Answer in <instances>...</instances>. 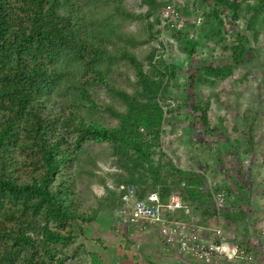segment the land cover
Here are the masks:
<instances>
[{
    "label": "trees",
    "instance_id": "1",
    "mask_svg": "<svg viewBox=\"0 0 264 264\" xmlns=\"http://www.w3.org/2000/svg\"><path fill=\"white\" fill-rule=\"evenodd\" d=\"M178 1L188 14L189 0ZM191 1L192 9L204 18L201 23L194 18L176 25L177 13L162 16L171 21L168 26L175 30L179 49L188 54L195 50L188 46L187 34L207 39L205 26L213 17L219 28L209 39L219 55L232 54L234 64L245 62L250 44L264 35V0ZM208 2L212 9L201 12ZM138 3L145 6L144 12H131L124 0H0V264H76L80 246H70V225L89 223L99 211L124 206V190L104 186L102 200L86 212L82 194L93 176L86 165L93 166L98 155L87 146L105 145L116 169L113 183L130 185L134 199L145 200L155 193L163 205L170 191L180 187L182 202L198 213L201 224L215 216L211 193L223 190L225 201L234 197L230 188L182 169L161 150V124L171 108L160 92L171 83L178 86L177 69L149 43L159 32L148 17L159 23L157 8L165 3ZM98 6L107 10L94 16ZM226 11L231 20L241 19L250 33L235 34L230 45L220 28L219 14ZM125 18L139 19V34L127 31L120 23ZM142 45L145 48L138 50ZM195 70L208 85L232 74L231 65ZM115 74L130 85V91L116 84ZM98 89L109 101L98 97ZM208 105L209 97L189 103L205 127ZM103 114L115 122L98 121ZM232 129L236 133L235 125ZM249 152L245 146L239 153L247 158ZM246 212L245 207L231 210L225 204L218 209L222 221L235 230L240 225L238 244L245 252L253 231ZM174 215L187 220L180 211Z\"/></svg>",
    "mask_w": 264,
    "mask_h": 264
},
{
    "label": "rangeland",
    "instance_id": "2",
    "mask_svg": "<svg viewBox=\"0 0 264 264\" xmlns=\"http://www.w3.org/2000/svg\"><path fill=\"white\" fill-rule=\"evenodd\" d=\"M171 3H174V11L180 18L179 22L176 20V25H180L182 21L191 22L194 18L196 20L199 18L197 24L203 21L204 18L198 11L192 9L191 0L187 2L188 14L182 12L180 1L171 0ZM124 6L133 13L145 11V6L140 5L138 0H124ZM218 8H220L219 5ZM105 9L106 6L94 7V16L99 15ZM211 9L212 3L208 2L200 11L207 13ZM163 10L164 7L157 8L159 14L160 12L163 14ZM161 14L158 18L159 23L153 20L152 15L148 17V21L154 25L153 28L159 32L155 41L150 40L149 43L155 44L163 52L165 60L176 66L175 82H171L178 85L176 87L171 83L163 87L160 92L163 100L166 99V102L170 104L168 108H171L164 113L161 124V150L182 169L200 172L211 182L226 181L234 197L228 198L224 203L225 206L230 205L231 210L235 207H245L247 209L246 221H251L253 224V231L246 239L249 241V248L246 252L253 257L251 263L264 264V236L259 233L262 228L264 229V35L259 36L257 44H250L251 49L245 53V62L234 64L232 54L219 55L220 50L210 41L213 37L212 33L219 28L213 17L208 19L207 26H205L207 39L204 40L202 34H187L188 39L191 40L190 42L186 40L187 44L189 43L188 46L192 44L195 47V50L188 54L179 49L173 34L175 30L170 25L168 26L171 21L166 22ZM219 17L223 21L220 28L226 36L228 45L234 43L235 34H250L244 30L241 19H230L228 11L219 14ZM120 23L128 32L139 34V19L125 18ZM144 48L145 45H142L138 47V50ZM138 56L141 57L139 54ZM207 65L212 67L231 65L232 74L218 80L217 84L208 85L201 77L199 79L195 70V68ZM113 76L119 87H123L126 91L131 90L130 85L128 86L124 79L118 78L119 75ZM129 79L132 80V77L129 76ZM195 81L199 84L191 86V83ZM98 94L99 98L109 101V96L105 95L102 89H98ZM205 97H209L206 127L197 118V112H191L189 106V103L199 102ZM110 101L114 106L118 105L114 100ZM108 117L103 114L98 116V121L106 120L107 125H112L115 121ZM133 122L136 123L134 117ZM233 125L236 126V133L232 129ZM238 136L241 139L235 142L234 138ZM245 146L250 150L249 156L240 161L239 152ZM87 149H92L95 154L98 152V155L94 157L93 166L86 165L88 168L91 167L93 174L86 194H82L83 205L87 206L86 212L89 211L88 208L93 209L95 202L101 199L105 192L104 186L115 191L120 190V186H129L122 184L116 186L113 183L112 174L116 172V169L104 144L94 145L91 148L87 146ZM127 211V205L116 211L115 209L102 210L89 223L77 222L70 225L73 237L70 246L74 247L78 243L80 246L75 254L77 255L76 264H89V261L91 264L94 263L92 261L93 252L99 247L97 241L94 240L98 238L93 232L94 226L105 224L111 214L117 215L118 213L126 219ZM222 224L229 228V230L226 228L224 230L228 238H231L232 242L239 243L241 241L238 231L240 225L235 230L229 222L223 221ZM238 246L243 249L242 243Z\"/></svg>",
    "mask_w": 264,
    "mask_h": 264
},
{
    "label": "built area",
    "instance_id": "3",
    "mask_svg": "<svg viewBox=\"0 0 264 264\" xmlns=\"http://www.w3.org/2000/svg\"><path fill=\"white\" fill-rule=\"evenodd\" d=\"M163 2L165 6L162 15L165 17L170 14L176 15L174 3H171V0ZM120 187L124 190L122 202L129 210L127 221L132 225L156 224L161 241L173 245L182 255L189 256L193 264H251L253 258L251 254L245 252L238 243L232 242L219 222L218 209L225 203L223 190L211 193L215 217L201 226L198 217L191 219L193 210L182 202L180 187L170 191L163 205L158 203L155 193H149L145 200H137L133 197L130 185ZM175 211L189 216V219H179L174 215ZM259 233L264 236V229L262 228Z\"/></svg>",
    "mask_w": 264,
    "mask_h": 264
},
{
    "label": "crops",
    "instance_id": "4",
    "mask_svg": "<svg viewBox=\"0 0 264 264\" xmlns=\"http://www.w3.org/2000/svg\"><path fill=\"white\" fill-rule=\"evenodd\" d=\"M238 157L240 161L246 159ZM217 183L223 186V189L229 187L224 180H219ZM128 212L129 210L126 219ZM193 217L199 218L198 213L193 211L191 219ZM126 219H123L118 213L117 215L111 214L105 224L94 226L93 232L98 236L94 240L97 241L99 247L96 248L95 253L93 252V257L92 254L90 255L93 264H193V260L189 256L182 255L173 245L161 241L156 224L131 225ZM186 219L188 220L189 216ZM219 222L224 230L225 228L229 230L222 224V220ZM199 224L201 223L199 222ZM208 238L206 237V239ZM88 263L91 264L90 261Z\"/></svg>",
    "mask_w": 264,
    "mask_h": 264
}]
</instances>
